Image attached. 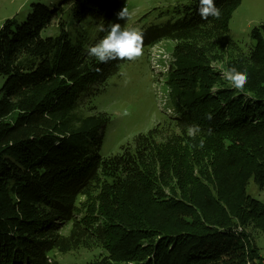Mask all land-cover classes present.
<instances>
[{
	"label": "clouds",
	"instance_id": "clouds-1",
	"mask_svg": "<svg viewBox=\"0 0 264 264\" xmlns=\"http://www.w3.org/2000/svg\"><path fill=\"white\" fill-rule=\"evenodd\" d=\"M196 11L201 20H208L210 17L219 19L221 15V10L217 7L215 0H198ZM117 19L125 20L126 23L121 26L119 23L110 22L105 27L101 20L97 29L106 35H103L95 44L87 48V55L94 57L100 64H107L116 60L134 61L143 55V30L127 24L129 13L126 7L117 13ZM222 75L238 91H242L248 82L247 72L237 71L235 67L227 68ZM124 114L127 115L128 113L125 112ZM202 132L203 130L197 124L188 125L186 128L187 136L191 139L195 140L198 135L200 136V148H203L205 143L204 136L201 135ZM211 132L212 130L209 128L205 134L211 135Z\"/></svg>",
	"mask_w": 264,
	"mask_h": 264
}]
</instances>
